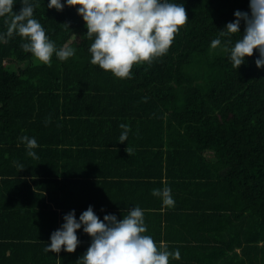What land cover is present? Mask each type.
Masks as SVG:
<instances>
[{
  "label": "trees",
  "instance_id": "16d2710c",
  "mask_svg": "<svg viewBox=\"0 0 264 264\" xmlns=\"http://www.w3.org/2000/svg\"><path fill=\"white\" fill-rule=\"evenodd\" d=\"M123 196L199 243L174 264H264V0H0L7 227L64 264Z\"/></svg>",
  "mask_w": 264,
  "mask_h": 264
},
{
  "label": "crops",
  "instance_id": "0c3cea01",
  "mask_svg": "<svg viewBox=\"0 0 264 264\" xmlns=\"http://www.w3.org/2000/svg\"><path fill=\"white\" fill-rule=\"evenodd\" d=\"M124 197V196H123ZM118 198L116 203H111L113 207L110 211L112 215L125 214L126 211L135 215V222L130 224L99 225L98 227H88L87 231H107L111 239L106 243H97L96 241H85L76 245L68 241V252H62V261L64 264H174L182 262L181 254L191 252L192 249L198 247L199 243L190 239L184 232V228L176 224H168L162 220L161 224H150L147 214L153 212L146 208L144 201H140L134 209H125L124 206L129 205L130 200L127 197ZM116 205L118 207H116ZM124 208V209H121ZM121 211V212H120ZM125 212V213H124ZM165 212L162 211V214ZM1 214V213H0ZM108 214V213H105ZM109 213V215H111ZM0 232L5 233L11 230L20 234H35V238H26L27 235H21L15 238V244L11 250H4V246L0 244V264H6L9 256L14 254L15 264H51L53 257L48 254V247L41 241L38 233H44L47 236L52 233V228L47 225H26V226H10V219L7 220L1 214ZM131 215V216H132ZM171 217V216H169ZM20 236V235H19ZM107 238V237H106ZM26 240V241H24ZM31 240V241H27ZM109 247V248H107ZM57 264L60 259L57 258Z\"/></svg>",
  "mask_w": 264,
  "mask_h": 264
},
{
  "label": "rangeland",
  "instance_id": "374dc122",
  "mask_svg": "<svg viewBox=\"0 0 264 264\" xmlns=\"http://www.w3.org/2000/svg\"><path fill=\"white\" fill-rule=\"evenodd\" d=\"M208 156H211L210 154Z\"/></svg>",
  "mask_w": 264,
  "mask_h": 264
}]
</instances>
